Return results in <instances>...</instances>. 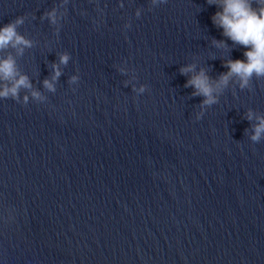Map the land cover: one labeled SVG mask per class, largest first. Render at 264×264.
<instances>
[{
	"label": "water",
	"instance_id": "95a60500",
	"mask_svg": "<svg viewBox=\"0 0 264 264\" xmlns=\"http://www.w3.org/2000/svg\"><path fill=\"white\" fill-rule=\"evenodd\" d=\"M60 3L0 0V27L28 16L17 31L32 42L0 58L44 97L0 100V264H264V139L246 119L264 116V79L233 78L199 121L203 98L184 87L244 59L212 23L222 9L69 0L56 35L40 17Z\"/></svg>",
	"mask_w": 264,
	"mask_h": 264
},
{
	"label": "clouds",
	"instance_id": "9594fccd",
	"mask_svg": "<svg viewBox=\"0 0 264 264\" xmlns=\"http://www.w3.org/2000/svg\"><path fill=\"white\" fill-rule=\"evenodd\" d=\"M69 0H62L58 6H54L51 10L45 11L40 17L41 21L47 20L50 26L56 27V35L59 34L61 20L66 16L65 6ZM168 0H150L148 11L153 8L166 4ZM209 5H216L222 11H217L212 17V23L219 29H223L222 36L231 40L233 44L240 45L246 49L243 56L244 59H229L222 62V67L226 68V72L220 73L219 77L213 81L204 69L192 75L185 83V88H192L193 97H202L200 104L201 111L196 114L195 119L199 121L205 114V110L218 103L217 96L222 94L223 90L229 85L230 80L237 78L241 89L249 87L253 77L256 79H264V0H206ZM124 7L123 4L120 5ZM61 9H65L61 11ZM97 11H101L99 8ZM141 16V10L137 9L135 17ZM28 16H20L15 20L4 24L0 27V51L9 47L17 49L18 55H23L24 48H31L32 42L20 34L17 29L25 23ZM32 19H36L32 15ZM95 23V21H94ZM126 29L131 27V23L124 25ZM212 44L217 48H227L224 40H213ZM70 54L65 52L59 56V63L67 65ZM53 76L51 81L45 79L43 87L50 92H55L54 82L61 75L59 66L53 64ZM115 67V66H114ZM196 65H188L180 68V75L188 76L189 73H195ZM123 74L124 70L120 69ZM77 76H72L69 83H76ZM126 87L129 85L126 84ZM147 86L143 85L139 88V93H143ZM22 89L28 90L35 100H42L44 97L39 91L33 90L32 84L26 75L20 74L16 67L15 59L9 54L6 58H0V100H12L18 104L26 106L28 103V95L20 98ZM132 90L136 89L132 86ZM246 119L252 121L255 119L256 124L253 125V134L250 140L254 144L260 143L264 139V116L256 115L249 110ZM247 131V130H246Z\"/></svg>",
	"mask_w": 264,
	"mask_h": 264
}]
</instances>
